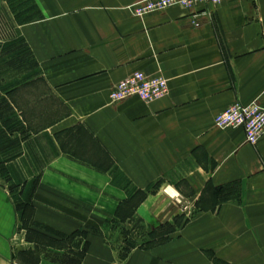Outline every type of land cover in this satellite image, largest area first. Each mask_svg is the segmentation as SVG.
<instances>
[{"label": "crops", "instance_id": "0c3cea01", "mask_svg": "<svg viewBox=\"0 0 264 264\" xmlns=\"http://www.w3.org/2000/svg\"><path fill=\"white\" fill-rule=\"evenodd\" d=\"M9 1L21 2L11 29L33 68L5 82L18 121L5 122L0 160L12 177L38 178L30 196L37 221L70 232L104 228L137 194L171 189L181 206L147 195L131 222L152 230L181 217L182 226L119 264H264V136L251 146L241 128L213 125L235 102L264 108V0L143 17L134 14L143 0H0V9ZM28 1L36 17L23 20ZM135 72L162 76L166 94L112 103V88ZM38 87L47 92L35 95ZM27 95L31 113H46L38 97L48 96L64 115L28 121V100H16ZM2 200L7 230L12 209ZM183 208L193 209L187 219Z\"/></svg>", "mask_w": 264, "mask_h": 264}, {"label": "rangeland", "instance_id": "374dc122", "mask_svg": "<svg viewBox=\"0 0 264 264\" xmlns=\"http://www.w3.org/2000/svg\"><path fill=\"white\" fill-rule=\"evenodd\" d=\"M7 5V10L0 9V137L8 128L5 122L14 124L18 121L17 113L14 110L10 111L7 106L4 96L5 82L9 79L14 84L17 82L20 73H27L28 68L30 70L33 68L31 58L20 42L15 39V33L12 30L21 21V2L9 1ZM22 6L27 15V17L24 15L23 20H31L36 17L33 2H23ZM10 22H13V25ZM11 27L13 28L11 29ZM141 73L147 75L144 72ZM34 90L38 91V94H35L37 96L47 92L43 87L34 88ZM38 98L47 108L46 113L38 114L39 116L31 113L33 109L29 107L33 106L32 103L35 98L28 95L23 98L20 96L17 99L15 98L20 103L23 100H28V104L23 105L25 109L28 108L26 112L28 121L36 123L38 120L37 125H48L64 115V107L59 106L56 102L54 103L51 100L52 98L50 99L48 96ZM109 100L112 103L121 102H114L111 98ZM235 103L242 105L240 102ZM70 138L71 135L68 136V139ZM256 144L250 145L255 146ZM0 148L3 149V146H0ZM2 159L0 160V197L12 209H9L12 212V222L7 230L0 229L4 242V247L0 246V264H119L132 248L147 249L165 244L170 236L182 226L181 217H178L179 219L173 225L162 224L152 230L151 226L145 222L141 224L131 222L135 207L142 203L147 195H153L156 198L153 204L170 199L173 204L181 206L183 200L179 193L176 192V198H173L167 194L166 190L160 191V187L155 188L149 194H137L132 200L122 204V207L118 209L116 215L104 228L89 227L90 231H85L79 227L70 232L64 231L58 226L54 227L52 224L40 223L35 217V208L30 197L38 187V178L12 177L6 170L7 166ZM10 160L11 156L9 157ZM10 166L12 164L9 162L8 167L10 168ZM186 209H181V212L183 217L187 219L193 209ZM172 210L178 211V208L173 206ZM47 214L52 215V212H47ZM100 229H103V233Z\"/></svg>", "mask_w": 264, "mask_h": 264}, {"label": "built area", "instance_id": "2783aa9c", "mask_svg": "<svg viewBox=\"0 0 264 264\" xmlns=\"http://www.w3.org/2000/svg\"><path fill=\"white\" fill-rule=\"evenodd\" d=\"M225 0H144L135 7V15L143 17L146 14L165 10L170 7H192L198 3L209 2L220 4ZM141 72L134 73L121 81L111 92L110 98L114 102L136 97L150 102L162 97L167 90L166 81L161 77L149 79ZM215 123L218 128H242L249 144H256L264 135V109L257 105L232 104L219 114Z\"/></svg>", "mask_w": 264, "mask_h": 264}, {"label": "bare ground", "instance_id": "6f19581e", "mask_svg": "<svg viewBox=\"0 0 264 264\" xmlns=\"http://www.w3.org/2000/svg\"><path fill=\"white\" fill-rule=\"evenodd\" d=\"M143 1H144V0H143ZM143 1H142V2H143ZM142 2H140V4H142ZM222 3H223V2H222ZM220 4H221V3H220ZM195 5H196V4H195ZM193 6H194V5H193ZM146 77L149 78V79H152V78H155V77H161V78H163V77L160 76V75H156V76H152V77H151V76H146ZM163 79H164V78H163ZM164 80H165V79H164ZM121 81H123V80H121ZM121 81H120V82H121ZM120 82H118V83L112 88V90H113V89H114V88H115ZM112 90H111V92H112ZM111 92H110V94H111ZM110 94H109V99H110ZM165 94H166V93H165ZM165 94H164V95H165ZM164 95H163V96H164ZM163 96H162V97H163ZM162 97H160V98H162ZM131 98H136V97H131ZM160 98L154 99V100H152V101H150V102L156 101V100H158V99H160ZM127 99H128V98H127ZM137 99H139V98H137ZM125 100H126V99H125ZM139 100H140V99H139ZM233 104H234V103H233ZM242 105H243V104H242ZM250 105H257V104L253 103V104H250ZM244 106H249V105H244ZM257 106L260 107L259 105H257ZM229 107H230V106H229ZM229 107H228V108H229ZM260 108H262V107H260ZM262 109H264V108H262ZM223 112H224V111H223ZM223 112H222V113H223ZM217 116H218V115H217ZM217 116H216V117H217ZM216 117H215L214 120H213V125H214L215 128L220 129V130L236 129V128H233V127H230V126L225 127L224 129L218 128V126H217L216 123H215V119H216ZM241 129H242V128H241ZM242 130H243V129H242ZM243 132H244V131H243ZM244 135H245V134H244ZM263 136H264V135H263ZM263 136H262V137H263ZM262 137H261V138H262ZM261 138H260V139H261ZM260 139H259V140H260ZM245 140H246V137H245ZM259 140H258V141H259ZM258 141H257V142H258ZM246 142H247V140H246ZM247 143H248V142H247ZM248 144H249V143H248ZM167 194H169V195H170L171 197H173V198H174V197L176 198V195H175L176 193H175V191H173V190H171V189H168V190H167ZM178 200H179V199H178ZM179 201H180V200H179Z\"/></svg>", "mask_w": 264, "mask_h": 264}]
</instances>
